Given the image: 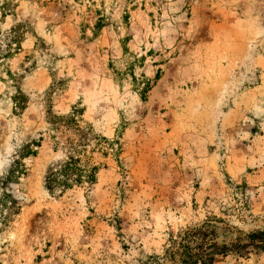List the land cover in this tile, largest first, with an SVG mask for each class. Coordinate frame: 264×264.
Here are the masks:
<instances>
[{
  "label": "rangeland",
  "instance_id": "374dc122",
  "mask_svg": "<svg viewBox=\"0 0 264 264\" xmlns=\"http://www.w3.org/2000/svg\"><path fill=\"white\" fill-rule=\"evenodd\" d=\"M204 225L264 230V0H0V264H182Z\"/></svg>",
  "mask_w": 264,
  "mask_h": 264
},
{
  "label": "trees",
  "instance_id": "16d2710c",
  "mask_svg": "<svg viewBox=\"0 0 264 264\" xmlns=\"http://www.w3.org/2000/svg\"><path fill=\"white\" fill-rule=\"evenodd\" d=\"M149 87L150 82L146 81L141 91L142 94L145 95ZM79 114L81 112L76 110L69 116L60 117L59 121L77 124L76 117ZM26 153H28L26 156H29L32 152L30 150ZM99 168V165L93 163L90 158L84 159L80 152L76 155L73 154L59 167L49 171L45 177L46 187L50 191L56 189L64 191L73 188V186L95 184ZM24 173L25 165L22 159L16 160L15 164L8 171L5 181L18 182L16 180H19V177ZM11 203H13V200H11ZM216 236L215 230H208L205 228V225L187 230L185 235L182 236L181 242H179L182 250L180 258L182 264H215L218 258L226 257L232 253L247 256L253 251L264 252V230H253L244 236L237 237L235 241L229 244H220Z\"/></svg>",
  "mask_w": 264,
  "mask_h": 264
}]
</instances>
